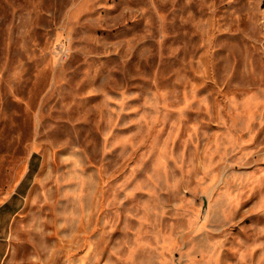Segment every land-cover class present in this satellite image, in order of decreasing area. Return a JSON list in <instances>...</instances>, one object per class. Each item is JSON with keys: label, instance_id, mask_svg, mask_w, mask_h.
Returning a JSON list of instances; mask_svg holds the SVG:
<instances>
[{"label": "rangeland", "instance_id": "1", "mask_svg": "<svg viewBox=\"0 0 264 264\" xmlns=\"http://www.w3.org/2000/svg\"><path fill=\"white\" fill-rule=\"evenodd\" d=\"M0 264H264V0H0Z\"/></svg>", "mask_w": 264, "mask_h": 264}]
</instances>
